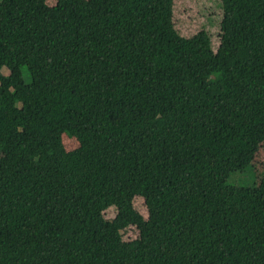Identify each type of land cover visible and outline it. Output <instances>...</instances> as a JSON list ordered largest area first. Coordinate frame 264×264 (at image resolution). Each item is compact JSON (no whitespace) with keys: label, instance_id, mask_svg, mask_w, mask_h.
<instances>
[{"label":"trees","instance_id":"obj_1","mask_svg":"<svg viewBox=\"0 0 264 264\" xmlns=\"http://www.w3.org/2000/svg\"><path fill=\"white\" fill-rule=\"evenodd\" d=\"M47 1L0 0V264H264V0L216 50L175 0Z\"/></svg>","mask_w":264,"mask_h":264},{"label":"rangeland","instance_id":"obj_2","mask_svg":"<svg viewBox=\"0 0 264 264\" xmlns=\"http://www.w3.org/2000/svg\"><path fill=\"white\" fill-rule=\"evenodd\" d=\"M56 0H48L49 6H55ZM221 0H175L174 2V26L177 32L185 38H190L200 31H205L209 34L211 44L214 50L219 47L221 35ZM5 75H9V70L4 68L2 71ZM23 78L26 83L31 81V76L27 68H23ZM63 142L67 150L77 148L78 142L64 134ZM29 152H1L0 163L4 161L21 162ZM256 171L260 174L264 172V144L261 145L253 160ZM229 184L251 187L256 182V176L253 170V165L249 166L244 172H236L231 175L228 180ZM135 210L144 218L149 216L147 206L142 197L134 199ZM117 214L114 207L109 208L104 212V217L112 221ZM124 241H133L139 237V231L136 226H129L122 231Z\"/></svg>","mask_w":264,"mask_h":264}]
</instances>
